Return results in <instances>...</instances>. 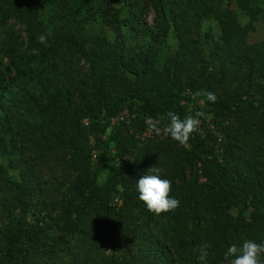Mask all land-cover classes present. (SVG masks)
<instances>
[{
	"label": "trees",
	"instance_id": "1",
	"mask_svg": "<svg viewBox=\"0 0 264 264\" xmlns=\"http://www.w3.org/2000/svg\"><path fill=\"white\" fill-rule=\"evenodd\" d=\"M231 4L264 13V0H0V156L16 171L0 164V264H200L202 245L206 264H228L231 244L264 242V41H248L253 26ZM217 11L219 32L193 38ZM10 19L24 26L23 48ZM48 29L45 47L37 36ZM67 55L86 61L92 102H77ZM187 89L217 101L184 103ZM127 103L163 125L169 111L207 110L223 138L197 155L171 137L138 146L111 126ZM28 143L36 157L59 156L61 181L42 177ZM152 167L172 181L174 211L156 215L139 199L136 182ZM98 245L113 252L86 261Z\"/></svg>",
	"mask_w": 264,
	"mask_h": 264
},
{
	"label": "rangeland",
	"instance_id": "2",
	"mask_svg": "<svg viewBox=\"0 0 264 264\" xmlns=\"http://www.w3.org/2000/svg\"><path fill=\"white\" fill-rule=\"evenodd\" d=\"M224 6V4L222 5ZM230 9L236 12V17L238 21L243 24H252L253 28L250 29L247 39L250 43L253 42H261L264 41V13L261 12V14L258 15H250L242 10H239L235 7V4L230 5ZM44 10V9H43ZM46 11V10H44ZM154 11L151 7L147 9V11L144 12L143 18L147 19V21L150 23L153 20ZM219 11L213 12L205 17L198 26H192L193 28V38H200L202 37L201 34L204 32L215 34L219 32V24H218V18H219ZM7 25L9 28L15 32L13 33L14 37H17L18 42L23 43L22 48L25 44H27V39L24 31V26L14 20L10 19L7 21ZM3 31V32H2ZM5 33V29H2L0 27V37H3ZM21 48V49H22ZM67 55L66 58L68 61L72 64V66L67 67V72H70V69L76 70V76L74 80L75 84V96L76 100L79 104L84 105L86 101L92 102L94 100V94L92 93V90L89 88H86V86L82 83L85 69L87 68V63L84 59H77L72 58ZM64 64V61H61V66ZM9 73L12 72L11 67L6 68ZM12 87L16 89L15 83L13 82ZM197 92L192 91L190 89L185 90V92L182 93L181 100L184 103H189L190 105L194 103L197 100ZM86 100V101H85ZM202 104V101L199 102ZM207 114V118H201V124L199 126V129L192 134V136L189 139L188 144L186 145V148L191 152L192 155H197L201 153L204 150H207L209 147H217V143L214 139V136L218 139L223 138V132L216 127L213 126V124L210 122L211 113L206 110L205 112ZM100 115V114H99ZM89 116V115H88ZM154 119L160 120L159 116L157 114L151 115ZM94 120H101L99 117L94 116ZM144 116L139 111L138 107L132 104H126L123 106L122 110L117 114L116 117H114L111 120V126L115 125L118 126V130L116 131V135L120 139H128L134 144H137L138 146H148L152 150H156L159 148V140L162 137L156 136L153 132L149 131L147 129V126L144 123ZM89 120V117H84L83 121L87 123ZM161 122V121H160ZM111 126L108 127L106 130V134H108L111 130ZM161 127H163V124L161 122ZM104 134L103 136H106ZM90 141L92 144H94L93 136L90 137ZM26 145V144H25ZM28 147L27 155L30 158H35L34 161L39 163V166L41 168L42 177L46 178L48 180H54L58 179L61 181V177L64 172V167L62 161L60 160L58 155H55L51 157L50 155H41V153L36 157L35 151L33 148V145L31 143H28L26 145ZM97 153V149H94L92 151V158H95V155ZM133 152L131 149H128L126 152L125 158L130 159ZM44 156V158L42 157ZM0 164L5 166L7 170L10 173L16 174V171L9 168L8 160L5 157L0 156ZM114 202H117L115 199ZM249 202V201H248ZM252 207L249 205V208L246 210L247 215L252 214ZM30 221H32L31 215L28 217ZM113 252L111 247H106L102 245H98L95 247H92L90 250L86 251V255L84 259L87 261L89 259L90 263L99 262L103 254H109ZM88 258V259H87Z\"/></svg>",
	"mask_w": 264,
	"mask_h": 264
},
{
	"label": "clouds",
	"instance_id": "3",
	"mask_svg": "<svg viewBox=\"0 0 264 264\" xmlns=\"http://www.w3.org/2000/svg\"><path fill=\"white\" fill-rule=\"evenodd\" d=\"M53 35L52 30L37 36V42L49 47V38ZM31 54L39 55V49L33 48ZM198 95L206 97L207 101L215 103L217 96L207 90H200ZM201 118H207L203 111H196L188 114L183 119L169 111L167 122L161 127L160 120L152 116H146L144 123L147 129L158 137H171L181 146L188 144L190 137L199 129ZM139 199L145 204L148 211L160 215L164 212L174 211L180 206L178 198L170 196L172 181L163 178L158 168H150L148 174L140 177L136 182ZM208 245H202L199 249L198 260L200 264H206L209 256ZM223 259L228 264H264V242H257L253 239H244L241 244H231L223 253Z\"/></svg>",
	"mask_w": 264,
	"mask_h": 264
}]
</instances>
